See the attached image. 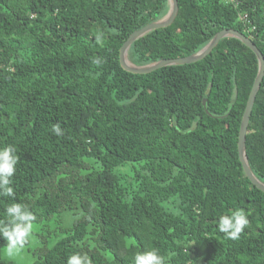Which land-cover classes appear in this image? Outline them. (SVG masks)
<instances>
[{"label": "trees", "instance_id": "1", "mask_svg": "<svg viewBox=\"0 0 264 264\" xmlns=\"http://www.w3.org/2000/svg\"><path fill=\"white\" fill-rule=\"evenodd\" d=\"M177 2L169 26L132 43L133 65L190 56L222 30L250 38L264 58V0ZM168 10L167 0H0V149L19 158L16 198L0 197V220L14 202L34 224L69 214L63 237L32 264H67L74 253L134 264L153 249L166 264H264V193L237 151L256 55L223 38L198 62L126 71L123 43ZM245 149L264 183V76ZM237 210L249 224L234 240L218 220Z\"/></svg>", "mask_w": 264, "mask_h": 264}, {"label": "clouds", "instance_id": "2", "mask_svg": "<svg viewBox=\"0 0 264 264\" xmlns=\"http://www.w3.org/2000/svg\"><path fill=\"white\" fill-rule=\"evenodd\" d=\"M99 63L98 59L93 61ZM56 136L63 135L59 124L52 127ZM18 156L14 146L0 149V197L15 200L16 193L12 186L13 177L17 170ZM6 220H0V238L7 241L6 253L12 256L19 253L32 238L35 215L27 205L11 203L6 208ZM249 221L242 210L234 211L231 215H222L218 220V229L230 239H238L247 228ZM67 264H91L86 254L74 253L68 257ZM134 264H166L165 257L158 250L139 252L134 257Z\"/></svg>", "mask_w": 264, "mask_h": 264}, {"label": "water", "instance_id": "3", "mask_svg": "<svg viewBox=\"0 0 264 264\" xmlns=\"http://www.w3.org/2000/svg\"><path fill=\"white\" fill-rule=\"evenodd\" d=\"M167 1L169 5V10L168 13L163 18L146 25L140 30L133 32L123 43L119 52V60L121 66L126 71L134 74H146L163 67L192 64L202 60L208 54H210L211 51L215 48V46L218 44V42L223 38H235L240 42H242L246 47H248L256 55L258 62V71L246 104V108L242 116L239 135H238L237 151L244 175L248 178V180L251 182L252 185H254L258 190L264 193V183H262L252 172L248 164L246 149H245V137L250 120V115L255 102L256 94L258 92L262 78L264 76V58L262 53L257 48V46L251 41V39L246 37L245 35L233 30H222L218 32L209 41L207 45H205L198 52L190 56L176 58V59L160 60L143 66L133 65L128 59V52L132 43H134L135 41H137L138 39H140L141 37L145 36L146 34L150 33L153 30L159 28H165L169 26L175 19L178 12V2L177 0H167Z\"/></svg>", "mask_w": 264, "mask_h": 264}, {"label": "rangeland", "instance_id": "4", "mask_svg": "<svg viewBox=\"0 0 264 264\" xmlns=\"http://www.w3.org/2000/svg\"><path fill=\"white\" fill-rule=\"evenodd\" d=\"M69 227V214L54 216L34 224L32 238L19 252L12 256L6 253V247L0 248V259L14 264H32L43 247H51L64 235Z\"/></svg>", "mask_w": 264, "mask_h": 264}, {"label": "built area", "instance_id": "5", "mask_svg": "<svg viewBox=\"0 0 264 264\" xmlns=\"http://www.w3.org/2000/svg\"><path fill=\"white\" fill-rule=\"evenodd\" d=\"M226 3H231L235 7H237L240 4V0H224ZM245 17H241V20H244Z\"/></svg>", "mask_w": 264, "mask_h": 264}]
</instances>
